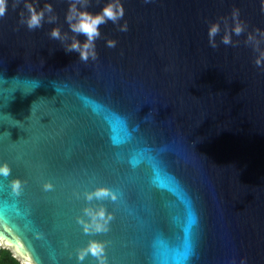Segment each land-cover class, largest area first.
I'll return each mask as SVG.
<instances>
[{"label": "water", "instance_id": "water-1", "mask_svg": "<svg viewBox=\"0 0 264 264\" xmlns=\"http://www.w3.org/2000/svg\"><path fill=\"white\" fill-rule=\"evenodd\" d=\"M70 2L35 0L53 12L33 30L23 0L0 19V216L41 264H78L90 240L106 242L108 264H264V68L247 42L264 30L260 0H122L87 62L66 51L85 40L65 21ZM234 7L246 27L225 45ZM98 187L116 199L86 200ZM86 207L111 213L108 231H83Z\"/></svg>", "mask_w": 264, "mask_h": 264}, {"label": "clouds", "instance_id": "clouds-1", "mask_svg": "<svg viewBox=\"0 0 264 264\" xmlns=\"http://www.w3.org/2000/svg\"><path fill=\"white\" fill-rule=\"evenodd\" d=\"M18 3L19 0H16ZM90 0H71L65 13V21L68 23L69 29L74 34H82L85 40L81 43L73 37L70 44L66 45V51H76L79 53L81 61L87 62L89 58L95 60L97 58L95 41L101 36L100 25L111 21L117 24L123 20L125 16V9L122 0H106L98 12L88 11V4ZM145 3L150 0H144ZM24 8L27 10V16L23 12L20 13V23L25 25L28 30H33L41 27L42 21L45 19V13H52L53 7L50 3H45L42 8L36 7L35 0H23ZM15 7V3L12 5ZM9 8V0H0V19H2ZM260 11L264 13V0H260ZM232 26L229 30L225 28V34L221 37V43L229 45L232 43V35L239 36L245 31V23L240 19V10L233 8L231 11ZM56 20L55 15L48 16V22L52 23ZM221 25L218 21H213L208 25L207 34L209 44L211 47H216L215 37L220 32ZM119 31L127 32L128 23L124 20L119 24ZM257 34L264 39V30L259 28L254 29L252 33L247 36V42H251L253 50L257 52L254 63L257 68H264V49L260 48L261 40L257 39ZM50 36L53 39H64L58 27L52 28ZM116 41L108 39L105 44L108 48H114ZM11 169L7 162H0V176H8ZM23 182L19 178H15L10 182L11 191L14 195H19L22 191ZM45 189L51 188L50 184L44 185ZM111 197L116 199L113 193L107 187H98L91 192L85 193V199L91 201L92 199H102ZM84 215L88 217L87 220L78 218V222L82 225L85 233L89 232H106L108 231L109 222L112 219L111 213L106 212L103 207L99 208H84ZM39 233L36 234L39 238ZM8 245L9 248L15 249L19 255L18 264H41L33 255L30 248L27 247L26 241L20 234L17 225H14L6 216H0V247ZM106 242L98 240H90L88 243L76 250V260L81 264L86 256L91 255L95 258L96 264H108L106 257ZM190 253H185L183 260H187ZM15 258V257H14ZM240 264H246V260L241 258Z\"/></svg>", "mask_w": 264, "mask_h": 264}, {"label": "trees", "instance_id": "trees-1", "mask_svg": "<svg viewBox=\"0 0 264 264\" xmlns=\"http://www.w3.org/2000/svg\"><path fill=\"white\" fill-rule=\"evenodd\" d=\"M6 248L0 249V264H18V259Z\"/></svg>", "mask_w": 264, "mask_h": 264}, {"label": "rangeland", "instance_id": "rangeland-1", "mask_svg": "<svg viewBox=\"0 0 264 264\" xmlns=\"http://www.w3.org/2000/svg\"><path fill=\"white\" fill-rule=\"evenodd\" d=\"M3 248L9 249L15 255V257L19 260V255L15 251L14 247L13 248H9L8 245H4Z\"/></svg>", "mask_w": 264, "mask_h": 264}]
</instances>
